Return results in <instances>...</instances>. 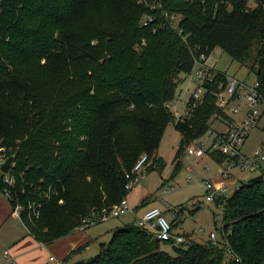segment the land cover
Returning <instances> with one entry per match:
<instances>
[{"label": "trees", "instance_id": "trees-1", "mask_svg": "<svg viewBox=\"0 0 264 264\" xmlns=\"http://www.w3.org/2000/svg\"><path fill=\"white\" fill-rule=\"evenodd\" d=\"M145 17L153 20L143 25ZM218 49L254 74L264 96V0H0V169L3 159L14 158L8 174L0 170V194L14 211L20 208L36 241L50 246L84 220L103 222V211L128 197L143 155L151 161L145 172L162 167L158 151L169 125L183 136L177 169L213 120H230L213 95L224 72L184 122L175 123L168 107L195 60ZM210 157L227 161L219 152ZM261 173L216 202L222 236L230 231L242 264H264ZM161 243L132 222L117 228L96 257L75 264H224L229 258L223 244L189 239L170 255Z\"/></svg>", "mask_w": 264, "mask_h": 264}, {"label": "rangeland", "instance_id": "rangeland-1", "mask_svg": "<svg viewBox=\"0 0 264 264\" xmlns=\"http://www.w3.org/2000/svg\"><path fill=\"white\" fill-rule=\"evenodd\" d=\"M211 62L215 63L220 72L222 71L232 77H237L249 84H252L255 80L254 74H249V70L246 67L233 62L231 57L221 49L214 51ZM195 83V81L193 83L191 79H188L185 84L181 85L177 92L176 100L171 103L170 111L172 114L184 113V103L189 100L190 93L195 89L194 87L197 84ZM174 122L176 123L177 121L174 119ZM174 125L176 124H171L167 127L159 147L158 159H163L162 167L157 168V165H155L153 169L144 172L143 177L137 182L135 188L127 197L130 202L131 194H135V200L133 202L131 199L130 206H132V209L137 207V212H129L121 218L106 219L100 224L91 226L80 233L82 234L81 239L90 237V239L94 240L88 250H85L86 253L84 250L80 253L84 260L92 259L99 254L100 242L96 239H101L106 244L109 243L112 239V237L109 238L111 235L110 231L113 228L118 225L127 224L128 222H135L136 218L140 220L151 208H159L171 223L175 219L174 212L182 208L183 214L176 220L174 232L190 236L192 241L205 245L209 242L211 232H217L219 237L221 236V230L224 227L222 220L223 209L218 207L215 202L208 203L206 201L207 191L204 188V182L212 180V178L217 176L221 170V166L207 153L205 157H192L188 160L183 156L180 159L179 168L175 169L177 165L175 157L181 146L183 136L175 129ZM263 126L264 123L262 124L261 122L250 133L243 149L244 155L248 157L252 156L258 146L262 144L264 140ZM214 129H220L221 132L226 130L225 126L220 127L219 125L216 126V124L214 125ZM213 139L214 136L207 133V135L199 139V144L203 143L208 147L211 145ZM5 162L3 159L2 165ZM224 166H227V164H224ZM233 174L238 181H250L262 175L258 172L248 173L240 170H236ZM227 186L230 189L232 188V185L229 183H227ZM166 189L169 191L168 194L165 193ZM113 207L106 209V211L110 212ZM19 211L20 208H17L16 213L18 215ZM161 248L170 255L176 254L174 246L171 243H161ZM47 250L48 257L53 256L57 260L54 264L58 262L62 263L59 257L60 253L56 247L50 245L47 246ZM66 264H73V262L67 261Z\"/></svg>", "mask_w": 264, "mask_h": 264}, {"label": "built area", "instance_id": "built-area-1", "mask_svg": "<svg viewBox=\"0 0 264 264\" xmlns=\"http://www.w3.org/2000/svg\"><path fill=\"white\" fill-rule=\"evenodd\" d=\"M175 21H171L172 27H177V17L174 16ZM152 17H145L143 25H147L152 21ZM207 56H201L195 60V69L191 76V80L195 83V89L191 91L189 100L185 102V111L183 114H174V119L177 122H184L187 118L191 117L192 113L205 102V96L209 92L208 85L217 83V79L221 76V72L215 65H210ZM223 78L218 85V92L213 93L217 98L216 106L226 113L230 120L225 121L226 130L222 133H217L211 129L208 133L214 136L210 146L199 144V139L195 140L190 147L187 148L184 157L186 160L192 157H205L210 153L219 152L226 156L227 161L221 174L223 183H215L212 180L204 182V188L207 191L206 201L217 202L222 201L223 204L231 197L236 191L239 190V185H232L233 191L227 186V181L233 176V172L240 170L248 173H261L264 171V140L262 144L254 151L252 156L243 154V149L246 141L253 129L262 122L264 123V96L260 91V83L256 80L249 84L237 77H232L227 73L222 74ZM172 104H169V109ZM264 127V126H263ZM264 133V128H263ZM2 165V162H1ZM151 165V161L147 155H143L133 169V174L138 177L136 180H131L126 189L131 192L137 182L143 177L146 169ZM262 174V173H261ZM130 179V174L127 175ZM9 183V178L7 179ZM166 194L169 193L168 189L165 190ZM223 206V205H222ZM19 210V209H18ZM16 212V210H15ZM133 212L128 199L126 198L119 205L114 206L110 212L103 211L102 221L109 218H121L127 213ZM174 217L178 219L181 211L178 209L174 212ZM137 225L143 229L152 232L155 237L162 243H171L174 246L186 244L189 239L185 235L176 234L174 232L173 223L167 220L165 214L159 208L149 209L144 216L136 222ZM94 222L83 221V226L79 228L80 231L88 229L93 226ZM228 233H221V240L217 232H211L208 243L223 244L229 254V258L224 264H242L240 258L236 257L234 251L230 247L228 240ZM191 240V239H190ZM234 257V258H233ZM50 262H57L54 257L50 258ZM0 264H17L14 256L10 251H4L0 254ZM62 264V263H56Z\"/></svg>", "mask_w": 264, "mask_h": 264}, {"label": "crops", "instance_id": "crops-1", "mask_svg": "<svg viewBox=\"0 0 264 264\" xmlns=\"http://www.w3.org/2000/svg\"><path fill=\"white\" fill-rule=\"evenodd\" d=\"M209 64L215 65V63L211 62V59L209 61ZM224 120L226 119L222 118V119L213 120L211 128L217 133L224 132L225 130L221 132L220 129H214L215 124L216 126L219 125L220 127L224 126L225 125ZM224 164L225 162L222 165H220L221 170L219 174L215 176L214 178H212V181H214L215 183H223L221 171L224 167ZM242 182H247V180L238 181L234 177V174L227 181V183L231 185H239ZM134 195L135 194H131L130 202L128 201L129 204L131 203V199L134 202L135 200ZM136 208L137 207L133 208V211L137 212ZM179 210L181 211V214H183V209L179 208ZM178 219L175 218L172 221L174 222L175 220H178ZM134 221L137 222L138 218H136ZM130 223L131 222H128L127 224H130ZM127 224L118 225L115 228H113L110 231L111 235L109 238L112 237L113 232L117 228H121ZM81 232L82 231L80 230H76L70 236L64 239H61L52 245L53 247H56L57 250L59 251L60 253L59 257L61 258L63 264L67 263L64 260L70 254H72L73 252H76L82 247H85V248L80 249V251H77L73 255V257L69 260V262H73V264H75L76 262L84 260L80 253H82L83 250L84 252L85 250H88L89 246L94 242V240L90 239V237L81 239L82 238V234H80ZM190 239L192 240L191 237ZM96 240L100 242V245L106 244L101 239H96ZM219 240H221L220 237H219ZM7 250L10 251V253L14 256L15 260L17 261V264H54V262L53 263L50 262V258L53 256L48 257L47 246L42 245L41 243L36 241L34 237H32L29 234L20 216L13 210L7 195L0 194V254Z\"/></svg>", "mask_w": 264, "mask_h": 264}, {"label": "water", "instance_id": "water-1", "mask_svg": "<svg viewBox=\"0 0 264 264\" xmlns=\"http://www.w3.org/2000/svg\"><path fill=\"white\" fill-rule=\"evenodd\" d=\"M13 160H14L13 157H10L9 159H7V161L1 166V169H0L1 172H3L4 174H8L11 169Z\"/></svg>", "mask_w": 264, "mask_h": 264}]
</instances>
